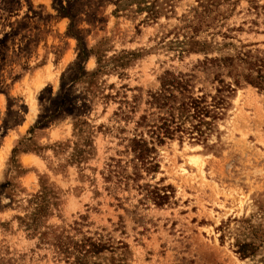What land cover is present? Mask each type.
Listing matches in <instances>:
<instances>
[{
    "label": "rangeland",
    "instance_id": "rangeland-1",
    "mask_svg": "<svg viewBox=\"0 0 264 264\" xmlns=\"http://www.w3.org/2000/svg\"><path fill=\"white\" fill-rule=\"evenodd\" d=\"M149 1L156 19L117 0H0V264H77L57 254L66 236L103 244L99 264H264V91L228 69L235 90L202 137L157 146L137 184L107 178L112 158L133 172L128 139L166 72L214 96L206 58H264V0ZM97 51L106 71L87 91L69 76L97 69ZM138 184L171 186L169 199Z\"/></svg>",
    "mask_w": 264,
    "mask_h": 264
},
{
    "label": "trees",
    "instance_id": "trees-1",
    "mask_svg": "<svg viewBox=\"0 0 264 264\" xmlns=\"http://www.w3.org/2000/svg\"><path fill=\"white\" fill-rule=\"evenodd\" d=\"M148 3H150L149 0H117L118 8L127 9L135 6L136 12L147 11V20L156 19L160 13L156 9V2ZM96 54L99 55L98 51ZM100 61L99 57V66L92 72H88L83 64H77V70L69 76V81L72 83L82 81L88 84L87 91H90L94 78L100 72L106 71V68L100 65ZM202 65L205 71L216 73L215 80L220 85L216 94L214 96L206 93L196 95L191 83L193 75L166 72L161 78L160 89L148 94L147 105H149L150 112L140 116L136 121L133 137L128 139L127 152L134 154V157L131 161H126V164L133 163V172L130 174L128 165H123L121 160L112 158L111 163L108 164V179H116V184H128L131 181L137 184L143 172L150 173L159 168L156 161L157 146L163 145L166 140L173 139L179 134H194L195 132L197 137H202L209 129L208 127L212 126L213 121L211 120H215L224 108L226 92L230 94L235 90L232 83H226L220 78L221 70L228 69V75L233 77L235 86H240L244 82L264 91V58L254 55L251 51L240 52L237 56L228 58H206ZM118 66L122 65H115L113 68ZM64 79H66L65 75L62 77V80ZM66 102L61 106H64ZM123 103H125L124 107H121L116 115L126 119L130 118L129 114L134 113L138 107V97L132 101L126 99ZM207 117L211 120H207ZM186 123L189 127L185 126ZM204 126L205 129H203ZM144 129L149 138L146 137ZM16 152L15 148L11 161L16 157ZM79 157L83 158L80 155ZM138 187L143 192L145 191L146 199L157 204H163L169 199L166 189H170L171 186L160 189L148 184H138ZM86 242L89 244L88 249H85V245H72L70 237L66 236L56 238L54 245L58 256L74 255L77 264H99L94 258L103 251L105 246L89 238Z\"/></svg>",
    "mask_w": 264,
    "mask_h": 264
},
{
    "label": "bare ground",
    "instance_id": "bare-ground-1",
    "mask_svg": "<svg viewBox=\"0 0 264 264\" xmlns=\"http://www.w3.org/2000/svg\"><path fill=\"white\" fill-rule=\"evenodd\" d=\"M196 163V162H195Z\"/></svg>",
    "mask_w": 264,
    "mask_h": 264
}]
</instances>
